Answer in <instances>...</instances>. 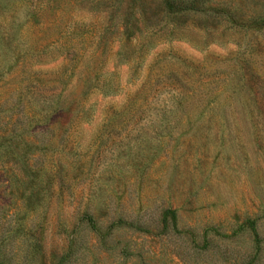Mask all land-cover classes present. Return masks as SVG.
<instances>
[{
    "label": "rangeland",
    "instance_id": "1",
    "mask_svg": "<svg viewBox=\"0 0 264 264\" xmlns=\"http://www.w3.org/2000/svg\"><path fill=\"white\" fill-rule=\"evenodd\" d=\"M201 2L0 0V264H264V0Z\"/></svg>",
    "mask_w": 264,
    "mask_h": 264
},
{
    "label": "trees",
    "instance_id": "2",
    "mask_svg": "<svg viewBox=\"0 0 264 264\" xmlns=\"http://www.w3.org/2000/svg\"><path fill=\"white\" fill-rule=\"evenodd\" d=\"M159 2L163 5L164 10L170 16H176L190 11L192 13H202L208 11L207 8H205V4L201 2V0H159ZM133 15L134 12L132 10L127 12L126 23L129 21L130 17H133ZM172 214V217L174 218L175 214ZM163 222H166V220H163Z\"/></svg>",
    "mask_w": 264,
    "mask_h": 264
}]
</instances>
